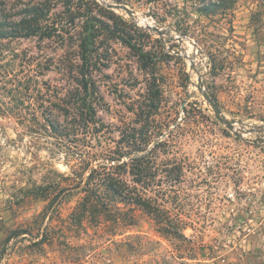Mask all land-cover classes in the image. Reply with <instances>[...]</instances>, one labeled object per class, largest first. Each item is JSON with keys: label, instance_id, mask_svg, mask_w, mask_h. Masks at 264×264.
<instances>
[{"label": "rangeland", "instance_id": "obj_1", "mask_svg": "<svg viewBox=\"0 0 264 264\" xmlns=\"http://www.w3.org/2000/svg\"><path fill=\"white\" fill-rule=\"evenodd\" d=\"M209 1L130 0L135 15L114 11L140 31L95 7L153 55L160 101L151 115L154 67L112 34L97 42L90 111L77 95L81 21L63 39L0 40V264H264V0H226L205 15ZM136 140H147L143 151ZM151 150L161 186L145 194L162 204L170 234L119 202L74 221L91 169ZM13 231L26 233L1 244Z\"/></svg>", "mask_w": 264, "mask_h": 264}, {"label": "trees", "instance_id": "obj_2", "mask_svg": "<svg viewBox=\"0 0 264 264\" xmlns=\"http://www.w3.org/2000/svg\"><path fill=\"white\" fill-rule=\"evenodd\" d=\"M16 0H0V40L21 39L40 36L42 38H64L68 35L69 27H76L77 21H81L78 48L80 53L81 65L79 67V87L80 91L77 94L80 99L82 109H93L95 99L99 92L94 80L93 74L97 68L96 48L98 40L105 34L109 33L118 37L129 48H131L139 57L142 65L145 67H154L151 73L153 74V82L151 83V91L153 99L148 114L151 115L152 108L158 111V104L155 101H160V90L156 86L157 78L155 76V63L153 55L147 52L143 46L134 44L128 33L125 31H117L112 28V25L106 24L95 13V7L106 10L111 13L113 18L123 19L114 11L102 7L95 0H40L31 4H21L20 10L11 11L9 4ZM114 3L129 4L130 0H112ZM158 1V0H151ZM218 2L209 1L200 9L203 14H213L227 8L226 0H217ZM62 4L64 10L59 14V18L53 19V10L57 9ZM131 25L134 30L140 31L133 23ZM60 105V104H59ZM61 107V106H60ZM68 113V110L61 107ZM141 115V114H140ZM48 121V120H47ZM52 126V124H51ZM55 129L56 126H54ZM137 144L138 151H143V143L147 140L133 141ZM164 144V143H163ZM124 155V154H123ZM123 155L113 158L111 163L104 166L93 168L87 177L84 186L81 188L85 194L83 201L79 203L77 209L73 212V219L78 224H81V216L87 213L95 214L102 210H109L110 205L116 202L125 206L137 207L148 214L159 227L160 231L165 234H170L168 229L169 222H165V211L162 209V204L155 198L148 197L145 191L152 190L153 187L161 186L157 184L156 175L154 172L156 159L158 155L155 152H149L147 155H142L133 158L131 163L122 162ZM129 169V171H127ZM183 167L178 166V174L175 181L181 177ZM173 171V170H172ZM127 172L133 176L134 184H130L125 175ZM141 186V188H139ZM26 232L13 231L7 235L1 242L7 246L12 239ZM44 243V240H40Z\"/></svg>", "mask_w": 264, "mask_h": 264}, {"label": "water", "instance_id": "obj_3", "mask_svg": "<svg viewBox=\"0 0 264 264\" xmlns=\"http://www.w3.org/2000/svg\"><path fill=\"white\" fill-rule=\"evenodd\" d=\"M108 9L113 10V11H125L129 15H135V12L129 8L126 4H119V3H114V2H105L101 0ZM146 29L156 32L159 35H164L163 30L157 28L154 25L146 26ZM198 91L203 95L205 100L208 102V104L212 107L216 118L223 124H225L229 129L234 130L235 123L230 122L227 120V118L222 114L221 108L217 104V102L211 97V95L206 91L204 86L202 85L201 79L199 78L198 85H197ZM238 135V133H237Z\"/></svg>", "mask_w": 264, "mask_h": 264}, {"label": "bare ground", "instance_id": "obj_4", "mask_svg": "<svg viewBox=\"0 0 264 264\" xmlns=\"http://www.w3.org/2000/svg\"><path fill=\"white\" fill-rule=\"evenodd\" d=\"M143 21V20H142ZM150 23V22H149Z\"/></svg>", "mask_w": 264, "mask_h": 264}]
</instances>
